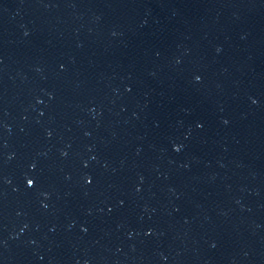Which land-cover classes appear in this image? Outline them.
<instances>
[{"label":"water","instance_id":"95a60500","mask_svg":"<svg viewBox=\"0 0 264 264\" xmlns=\"http://www.w3.org/2000/svg\"><path fill=\"white\" fill-rule=\"evenodd\" d=\"M0 264H264V0H0Z\"/></svg>","mask_w":264,"mask_h":264}]
</instances>
